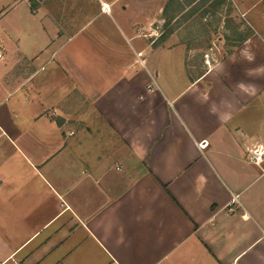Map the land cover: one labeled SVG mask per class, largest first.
I'll use <instances>...</instances> for the list:
<instances>
[{"label": "crops", "instance_id": "obj_1", "mask_svg": "<svg viewBox=\"0 0 264 264\" xmlns=\"http://www.w3.org/2000/svg\"><path fill=\"white\" fill-rule=\"evenodd\" d=\"M93 3L28 7L27 47L0 17V157L23 160L21 197L51 199L0 264H264V37L190 74L150 32L164 7Z\"/></svg>", "mask_w": 264, "mask_h": 264}, {"label": "rangeland", "instance_id": "obj_2", "mask_svg": "<svg viewBox=\"0 0 264 264\" xmlns=\"http://www.w3.org/2000/svg\"><path fill=\"white\" fill-rule=\"evenodd\" d=\"M38 1L0 0L1 24L5 23L7 27L12 28V32L20 36L26 47L40 42L38 20L29 17L26 9L43 5L48 10H52L51 0ZM77 1L80 6L87 5V15L90 14L88 13L89 9H92V13L95 12L96 4L93 3V0ZM142 1L147 5V0ZM154 1L157 11H161L160 8L166 7L168 1L172 3L174 0ZM238 1L242 8H247L246 14H241L233 0H190L189 2L187 0H175L174 2L182 5L181 14L177 12L173 18L169 19L171 12H165L163 8L162 12L158 14L161 20L154 21L155 30H150V32L156 33L153 37H157L155 41L157 45L162 44L164 39L172 33L171 47L181 45L183 48L186 71L190 74H198L215 63L216 60L234 51L239 46L240 40L251 33L253 34L255 30L264 37V0ZM187 2L190 6L183 9L188 4ZM77 14L82 13L77 12ZM107 21L105 16L99 14L95 17L93 25L97 27L108 25L111 30L116 27ZM136 32L141 37L148 33L144 29ZM3 46L0 31V56L4 55ZM1 61H3L2 58H0ZM38 64V61L33 63L18 62L17 66H14V70H18L19 73L21 70L24 74L34 69ZM154 87H156L155 84ZM251 102L261 104L263 109V98L257 97ZM261 114H264V109ZM3 140L0 139V145H2ZM23 165L24 162L17 152L12 154L10 158L0 157V180H2L0 183V258L9 248L16 246L27 231L42 224V218L47 217V213L43 217L46 207H48L47 212H50V198L44 196L42 202H35L34 197L28 198L26 195L21 197V193H27V190H23L20 186L21 180L27 176L20 172ZM40 198L38 199L40 200ZM4 244L7 245L6 250L3 247Z\"/></svg>", "mask_w": 264, "mask_h": 264}, {"label": "trees", "instance_id": "obj_3", "mask_svg": "<svg viewBox=\"0 0 264 264\" xmlns=\"http://www.w3.org/2000/svg\"><path fill=\"white\" fill-rule=\"evenodd\" d=\"M174 1L172 3L168 1L166 7H164L165 12H169V13L171 12L169 19L173 18L177 12H180L182 10V5L180 3L177 4V2H174ZM187 1L189 2L190 0H187ZM244 38L245 37H243L241 40H243Z\"/></svg>", "mask_w": 264, "mask_h": 264}, {"label": "built area", "instance_id": "obj_4", "mask_svg": "<svg viewBox=\"0 0 264 264\" xmlns=\"http://www.w3.org/2000/svg\"><path fill=\"white\" fill-rule=\"evenodd\" d=\"M202 146V145H201ZM260 154H255L254 156H252V158L255 160V161H258L260 159Z\"/></svg>", "mask_w": 264, "mask_h": 264}]
</instances>
